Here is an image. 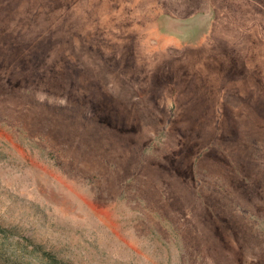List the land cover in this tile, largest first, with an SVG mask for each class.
<instances>
[{
	"label": "rangeland",
	"instance_id": "374dc122",
	"mask_svg": "<svg viewBox=\"0 0 264 264\" xmlns=\"http://www.w3.org/2000/svg\"><path fill=\"white\" fill-rule=\"evenodd\" d=\"M0 264H264V0H0Z\"/></svg>",
	"mask_w": 264,
	"mask_h": 264
}]
</instances>
